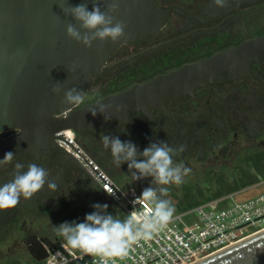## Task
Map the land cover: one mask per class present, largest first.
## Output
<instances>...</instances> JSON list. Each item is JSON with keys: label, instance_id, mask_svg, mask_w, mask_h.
Wrapping results in <instances>:
<instances>
[{"label": "flooded vegetation", "instance_id": "1", "mask_svg": "<svg viewBox=\"0 0 264 264\" xmlns=\"http://www.w3.org/2000/svg\"><path fill=\"white\" fill-rule=\"evenodd\" d=\"M152 1L160 10H172L162 28L141 41L120 45L106 59L92 88L84 92L93 96L78 107L264 36V0H226L224 8L214 6L213 0ZM150 113L152 117L136 112L129 117V124L113 121L92 133L68 131L82 151L112 178L140 194L149 186L155 187L152 178L132 181L127 163H113L102 137L131 141L137 146V159L151 143L168 142L177 149L174 163L182 162L190 172L181 185L166 186L169 192L165 198L173 209L176 202L187 207L191 203L182 200L190 193L193 174L207 171V165H216L228 153L264 148V55L252 63L247 74L235 79L224 74L221 83L198 88L192 96H181ZM9 134H0V139ZM18 162L44 167L49 180L57 184L55 191L45 184L31 199L21 197L15 208L0 211V247L23 245L31 257L28 246L34 242L57 244L55 226L59 224L50 218L64 217L76 204L90 206L104 195L98 194L97 183L83 164L57 141L48 153L18 156L0 165V185L13 178Z\"/></svg>", "mask_w": 264, "mask_h": 264}, {"label": "water", "instance_id": "2", "mask_svg": "<svg viewBox=\"0 0 264 264\" xmlns=\"http://www.w3.org/2000/svg\"><path fill=\"white\" fill-rule=\"evenodd\" d=\"M110 3L100 0L99 6L107 11ZM80 4H86L89 11L93 8V0H0V134L10 133L0 139V159L8 152L15 157H37L51 151L58 139L71 146L63 135H57L63 130L83 134L113 121L129 124V117L136 112L152 117L151 109H163L181 96H192L198 88L221 83L224 74L232 79L247 74L252 63L264 55V36L257 37L96 102L81 107L66 104L67 90L91 89L106 59L120 45L157 33L172 11L158 9L152 0H119L118 10L111 15L127 24L125 37L115 43L96 40L87 48L66 35L69 23L78 29L80 25L63 9ZM54 87L60 89L58 94L52 91ZM101 106L104 113L93 116L92 110L99 111ZM109 187L120 198L121 194ZM98 194L103 195L99 189ZM54 249L51 242L28 246L36 263ZM197 264H264V232Z\"/></svg>", "mask_w": 264, "mask_h": 264}, {"label": "clouds", "instance_id": "3", "mask_svg": "<svg viewBox=\"0 0 264 264\" xmlns=\"http://www.w3.org/2000/svg\"><path fill=\"white\" fill-rule=\"evenodd\" d=\"M213 3L220 8L226 7V0H213ZM99 4L100 0H93L91 11L86 4L63 9L80 25L78 29L69 23L66 35L87 48H91L96 40L115 43L126 35L127 24L124 21H116L111 15L118 10L119 0H111L107 11H102ZM52 91L58 94L60 89L54 87ZM84 99V92L75 87L64 93L66 104L79 106ZM97 112L103 114L104 106H101L99 111L92 110V115L96 116ZM109 118L105 116V119ZM102 144L104 149L110 150L115 165L127 163L132 181L152 178L155 187L143 189L139 197L151 206V211L139 216L133 212L121 220L108 213L107 204L95 203L92 205L94 211L86 214L83 222L65 221L55 226V235L63 239L62 246L83 255L100 257L101 264H108L109 259L123 258L132 244L140 239H150L154 232L170 222L174 209L165 198L169 192L166 186L181 185L190 169L182 162L174 163L173 157L177 149L165 141L151 143L141 153V159H137L138 149L131 141H121L118 136L104 135ZM14 157L12 152L6 153L4 158L0 159V165L9 163ZM25 168L26 171H23ZM15 169L13 178L0 185V211L15 208L21 197L25 200L31 199L41 192L45 184L49 190L55 191L57 188V184L49 180L48 171L36 163L24 165L18 162ZM64 264H67L66 260Z\"/></svg>", "mask_w": 264, "mask_h": 264}, {"label": "built area", "instance_id": "4", "mask_svg": "<svg viewBox=\"0 0 264 264\" xmlns=\"http://www.w3.org/2000/svg\"><path fill=\"white\" fill-rule=\"evenodd\" d=\"M57 135L63 138L92 166V168L120 194L116 193L65 141L58 144L66 147L83 164L104 196L121 204L127 215L148 214L151 206L140 199V193L133 187L121 189L116 182L74 142L73 134L63 130ZM106 193H105V192ZM243 192L228 193L181 209L170 222L150 239H140L131 245L123 258L109 259L108 264H197L249 238L264 232V190L250 197L236 199ZM56 244L53 251L41 264H101L100 257L83 255L80 252Z\"/></svg>", "mask_w": 264, "mask_h": 264}, {"label": "rangeland", "instance_id": "5", "mask_svg": "<svg viewBox=\"0 0 264 264\" xmlns=\"http://www.w3.org/2000/svg\"><path fill=\"white\" fill-rule=\"evenodd\" d=\"M92 96L87 93L84 100ZM220 160L216 165H207L209 166L207 171H197L190 177L189 183L192 187L190 193L187 194L188 197L183 198L182 201L189 202L191 205L181 207L177 202H174L175 213L193 204L197 205L208 201V199L211 200V198L216 199L218 197L213 198V196L218 193H221L222 196L241 191L243 193L237 195L236 199H243L264 190V148L258 146L257 149L252 151L239 150L228 153ZM110 177L112 178V176ZM114 181L121 189L126 187L123 181ZM103 198L102 200L95 201L93 204H107L108 213L121 220L127 218L128 215L120 203L114 202L106 196ZM92 205L76 204L72 211L64 215V217L50 218V221H55L57 224L65 221L83 222L86 214L94 211ZM59 242L64 243L63 239L58 237L57 243ZM0 264H34V260L29 257L23 245L11 248L2 246L0 247Z\"/></svg>", "mask_w": 264, "mask_h": 264}, {"label": "trees", "instance_id": "6", "mask_svg": "<svg viewBox=\"0 0 264 264\" xmlns=\"http://www.w3.org/2000/svg\"><path fill=\"white\" fill-rule=\"evenodd\" d=\"M105 171V170H104ZM106 172V171H105ZM107 173V172H106ZM108 174V173H107ZM109 175V174H108ZM114 180H117V179H115V178H113ZM219 196H221V193H218V194H215L214 196H213V198H215V197H219ZM212 199V198H211ZM209 200V199H208ZM198 205V204H197ZM193 206H196V204H193L192 206H190V207H193ZM34 264H40V263H36L35 261H34Z\"/></svg>", "mask_w": 264, "mask_h": 264}]
</instances>
